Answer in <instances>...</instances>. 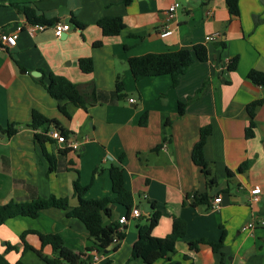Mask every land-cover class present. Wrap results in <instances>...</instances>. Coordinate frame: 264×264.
<instances>
[{"label":"crops","instance_id":"crops-1","mask_svg":"<svg viewBox=\"0 0 264 264\" xmlns=\"http://www.w3.org/2000/svg\"><path fill=\"white\" fill-rule=\"evenodd\" d=\"M173 2L179 4L177 24L172 35L161 38ZM238 4L239 13L233 16L225 0H132L129 5L122 0H0L2 32L12 33L17 24L28 23L18 7L47 22L71 25L65 38L56 37L51 29L33 38L20 32L15 47L0 48V127L14 125L17 130L10 138L0 131V203L54 195L67 198L72 208L78 203L73 192L76 180L88 186L85 199L113 197L108 169L117 165L123 169L133 207L141 214L132 218L124 207L112 206L105 224L118 223L125 215L128 221L122 225L118 248L98 251L103 255L99 263H93L87 252L93 243L84 225L68 218L66 211L51 208L36 218L9 219L0 226V255L7 262L45 264L38 253L48 258L54 254L37 234H56L67 249L82 254L83 264H144L132 258V245L137 226L155 210L160 217L152 236L170 235L175 219L185 223L186 231L176 241L170 261L153 264H264V87L246 78L251 70L264 74V4L260 0ZM105 17L122 20L124 28L117 36H103L97 23ZM195 45L207 48L208 60L195 61L174 88L168 75L135 81L129 71L130 58ZM82 58L92 60L91 73L80 71ZM234 58L237 65L230 71L227 66ZM50 74L83 92L92 86L95 101L82 109L52 99L36 80ZM117 77L123 83L121 99L115 92ZM204 82L205 91L195 97ZM256 100L262 104L255 111L254 134L246 138V107ZM177 102L187 103L182 116L177 114ZM59 104L69 117L59 111ZM32 111L59 122L69 132L66 139L72 146L54 140L43 146L36 143L29 126ZM143 115L145 126L139 124ZM207 126L211 131L203 155L216 180L210 188L191 160L200 129ZM45 155L55 159L52 172ZM256 186L263 193L258 203L250 204L249 190ZM204 193L209 205L193 207L192 196ZM218 197L219 208L211 210ZM252 219L254 228L245 229ZM221 238V248L213 251L207 243ZM198 240L205 244L193 246Z\"/></svg>","mask_w":264,"mask_h":264},{"label":"trees","instance_id":"trees-1","mask_svg":"<svg viewBox=\"0 0 264 264\" xmlns=\"http://www.w3.org/2000/svg\"><path fill=\"white\" fill-rule=\"evenodd\" d=\"M124 5H129L132 0H122ZM239 0H225L227 10L230 15H238ZM28 23L51 24L41 18L35 17L26 7H18ZM77 26L79 25L78 23ZM103 36L112 37L117 36L124 28V24L120 18L105 17L98 21ZM223 46V45H222ZM208 60V51L204 45H195L191 49H182L167 53H150L139 57L130 58L127 62L129 71L135 81H139L146 77H156L168 75L171 78V88H174L178 82L179 77L183 75L186 70L195 62H206ZM237 65V58H234L227 66V69L233 71ZM78 67L82 73L88 74L93 71V62L89 58H82L78 60ZM246 78L254 85L264 87V74L255 70H251L246 75ZM37 82L43 86L48 95L58 101H67L75 107L85 109L86 104L95 101V90L91 86L87 92L80 91L79 88L61 76L42 75L36 79ZM206 82L196 93L195 97L205 91ZM123 83L120 77L115 81V92L119 99L123 98ZM262 104V100L251 102L246 107L247 116L249 118L248 126L245 130L246 138H251L254 134V117L256 109ZM187 103L177 102V114L182 116L185 112ZM59 111L66 117H69L65 107L61 104L58 106ZM147 116L143 115L140 119V125L145 126ZM29 126L33 130V138L36 143L43 146L45 143H52L53 140L48 137V132L52 130L58 131L65 138L69 135L60 124L54 119H47L37 111H32L30 116ZM0 131L6 135L7 138L14 136L17 132L14 125H8L5 129L0 127ZM210 127L200 129L199 140L195 143L191 151V160L198 166L205 175L207 186L213 187L216 185V180L211 176L208 163L205 161L203 155V147L205 141L210 134ZM46 156L49 164L48 172L55 169V159L52 156ZM112 185L113 197H106L102 199L90 200L85 199L84 196L88 190V186H81L79 180L73 183L74 196L77 198V205L69 206L67 198H60L54 195L48 198H35L26 202L10 201L6 204L0 203V226L7 220L24 217L36 218L41 211L47 209H59L66 211L68 218H73L80 221L88 232L89 239L93 246L87 250L105 251L112 246L113 250L118 248L120 240L123 238L121 232H118V223L105 224L104 219L111 216L112 206L118 204L124 207L127 211H131L133 207V196L125 185L124 172L120 166L111 165L108 169ZM192 206L209 205V196L204 193L201 195L192 196ZM154 209V208H153ZM159 212L153 211L151 216L142 225L137 226V238L132 245V258L141 260L144 264H153L157 260L166 259L170 261L171 255L175 252V243L178 239L185 236V223L179 219H175L172 224V231L170 235L165 238H156L152 236V230L158 224ZM39 239L43 246L49 245L53 251L54 257H43L38 253V257L45 264H59L61 261L67 264H83L82 254L78 255L70 251L64 246L63 240L59 235L49 234L40 235ZM116 235L118 243L113 245L112 240ZM24 234L21 236L23 240ZM223 238L217 243H207L213 251L221 248ZM205 244L204 240H198L193 243V246ZM28 248V247H27ZM7 250H14L13 247L8 246ZM28 250H31L28 248ZM0 264H10L0 255ZM15 264H24L18 260ZM105 264H109L108 262ZM169 264H177L170 262ZM219 264H224L222 261Z\"/></svg>","mask_w":264,"mask_h":264},{"label":"built area","instance_id":"built-area-1","mask_svg":"<svg viewBox=\"0 0 264 264\" xmlns=\"http://www.w3.org/2000/svg\"><path fill=\"white\" fill-rule=\"evenodd\" d=\"M179 9V4L176 2L171 3L166 11V20H165V25L163 27V30L160 32L159 36L161 38L168 37L173 34L175 25L177 24V13ZM47 29H51L53 33L55 34L56 37H60L61 34H66L71 30V25L68 23H62V22H57V23H51V24H40V23H21L17 24L15 27L14 32L12 33H6L0 31V48L7 51L9 49H12L16 45V40L17 36L20 32H25L29 37L33 38L37 34L44 32ZM218 38V37H216ZM212 37H206V41L212 40ZM130 103H133V99H129ZM48 137H50L52 140L56 141V143L66 146V147H71L72 142L68 141L63 135H61L58 131L56 130H50L48 132ZM263 193V190L261 187H252L249 190V203L250 204H256L259 202L260 197ZM221 203V198H215L211 205L209 206L211 210H216L219 208V205ZM130 215L132 218H138L140 217V211L137 208H133L130 211ZM128 217L122 216L118 220V232L122 231V225L127 223ZM261 224L264 225V221H261ZM256 225L255 219L249 221L247 225L245 226V229H253L254 226ZM118 243V239L116 235L113 237L112 244L115 245ZM89 253L92 255V260L93 263H99L103 259V255L99 253L97 250H91Z\"/></svg>","mask_w":264,"mask_h":264},{"label":"water","instance_id":"water-1","mask_svg":"<svg viewBox=\"0 0 264 264\" xmlns=\"http://www.w3.org/2000/svg\"><path fill=\"white\" fill-rule=\"evenodd\" d=\"M262 4H264V0H260ZM61 38H65V33L60 35ZM33 76L39 77L40 75L38 73H32Z\"/></svg>","mask_w":264,"mask_h":264},{"label":"rangeland","instance_id":"rangeland-1","mask_svg":"<svg viewBox=\"0 0 264 264\" xmlns=\"http://www.w3.org/2000/svg\"><path fill=\"white\" fill-rule=\"evenodd\" d=\"M129 95H130V94H129ZM129 95H128V96H129ZM131 95H132V94H131ZM129 97H130V96H129ZM122 102H125V103H126V105H128V103L126 102V100H124V101H122Z\"/></svg>","mask_w":264,"mask_h":264}]
</instances>
